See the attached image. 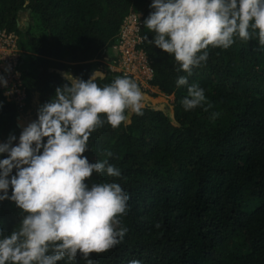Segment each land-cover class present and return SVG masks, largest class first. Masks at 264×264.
Wrapping results in <instances>:
<instances>
[{
  "label": "trees",
  "instance_id": "obj_1",
  "mask_svg": "<svg viewBox=\"0 0 264 264\" xmlns=\"http://www.w3.org/2000/svg\"><path fill=\"white\" fill-rule=\"evenodd\" d=\"M152 3L0 0V28L20 35L26 90L21 105L0 89V143L10 134L19 143L17 116L28 109L33 87L42 105L67 82L64 73L85 81L95 73L100 86L119 76L105 69L102 52L112 46L128 14L136 13L143 25L154 11ZM24 12L30 23L22 28L18 17ZM142 34L154 38L144 25ZM143 46L154 73L151 89L141 90L164 100L144 106L142 116L129 114L118 128L105 123L92 133L84 154L91 163L108 159L122 174L94 173L89 184L116 182L130 196L123 217L128 233L113 249L93 253L94 264H264V48L255 38L237 39L226 50L209 48L206 64L194 68L188 80L205 90L212 108L185 111L181 100L187 86L175 82L187 73L177 71L172 55L147 40ZM213 113L219 115L213 119ZM25 116L19 119L23 128ZM22 216L14 202L0 201L5 234ZM76 264L86 261L78 256Z\"/></svg>",
  "mask_w": 264,
  "mask_h": 264
},
{
  "label": "clouds",
  "instance_id": "obj_2",
  "mask_svg": "<svg viewBox=\"0 0 264 264\" xmlns=\"http://www.w3.org/2000/svg\"><path fill=\"white\" fill-rule=\"evenodd\" d=\"M150 7L154 11L143 25L154 38L143 39L172 55L177 71L187 73L175 82L187 86L185 111L212 108L205 90L188 80L194 68L206 64L209 48L226 50L237 39L253 38L264 48V0H153ZM63 77L67 82L38 108L19 143L12 134L0 143V155L7 154L0 159V201L14 202L23 213L10 234L0 227V264H76L78 256L94 264L93 253L113 249L128 233L123 217L129 194L116 182L88 183L94 173L119 178L121 170L108 159L91 163L84 154L92 133L105 123L115 129L129 114H144L141 88L127 76L103 86L95 73L87 81L71 73ZM0 84L8 88L3 75Z\"/></svg>",
  "mask_w": 264,
  "mask_h": 264
},
{
  "label": "built area",
  "instance_id": "obj_3",
  "mask_svg": "<svg viewBox=\"0 0 264 264\" xmlns=\"http://www.w3.org/2000/svg\"><path fill=\"white\" fill-rule=\"evenodd\" d=\"M142 26L136 13L128 14L112 46L103 50L101 62L112 73L135 80L141 89H151L154 70L143 46ZM21 56L20 35L0 28V75L8 80V88L0 84V89L9 100L24 105L26 90L19 69ZM9 67L10 72H6ZM10 89L11 94L8 95Z\"/></svg>",
  "mask_w": 264,
  "mask_h": 264
},
{
  "label": "crops",
  "instance_id": "obj_4",
  "mask_svg": "<svg viewBox=\"0 0 264 264\" xmlns=\"http://www.w3.org/2000/svg\"><path fill=\"white\" fill-rule=\"evenodd\" d=\"M19 27H21V24H19ZM40 106H41V103H40V93H39V91L37 89H35L33 87L31 89L30 105H29L28 109H26V110L23 111L24 114H26V116L23 119V122L26 123V124H29L30 122L34 121L35 120L34 116H37L34 112H38L37 110H38V108ZM20 117H21V115H20ZM18 121H20V120H18ZM21 130H23V126H22V129Z\"/></svg>",
  "mask_w": 264,
  "mask_h": 264
},
{
  "label": "rangeland",
  "instance_id": "obj_5",
  "mask_svg": "<svg viewBox=\"0 0 264 264\" xmlns=\"http://www.w3.org/2000/svg\"><path fill=\"white\" fill-rule=\"evenodd\" d=\"M25 13V12H24ZM20 14L19 17H18V21L21 23V27L23 28L24 26H28L30 21L27 20L29 19V15L25 13ZM26 22V23H25ZM142 91V90H141ZM143 93V91H142ZM165 98V96H159V97H149V96H144L143 95V104L144 106H146V104H155V103H159L161 101H163ZM171 99H173V95L170 96ZM38 111V110H37ZM27 113V112H26ZM36 115H37V112H34ZM20 115H26L24 114V112H21ZM34 116V115H33ZM35 120L38 118L37 116H34Z\"/></svg>",
  "mask_w": 264,
  "mask_h": 264
},
{
  "label": "water",
  "instance_id": "obj_6",
  "mask_svg": "<svg viewBox=\"0 0 264 264\" xmlns=\"http://www.w3.org/2000/svg\"><path fill=\"white\" fill-rule=\"evenodd\" d=\"M20 12H22V11H20ZM25 23H26V22H25ZM18 24H21V23L18 22ZM147 105H149V104H146V106H147ZM19 119H20V115L17 116V124H18V126L22 129V126H21V124H20L19 121H18Z\"/></svg>",
  "mask_w": 264,
  "mask_h": 264
}]
</instances>
